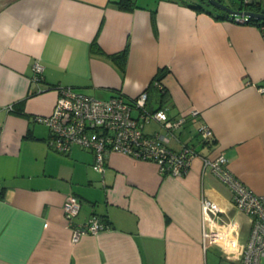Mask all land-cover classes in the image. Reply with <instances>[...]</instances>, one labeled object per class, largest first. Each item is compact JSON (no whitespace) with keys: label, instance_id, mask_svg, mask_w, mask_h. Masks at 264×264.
I'll list each match as a JSON object with an SVG mask.
<instances>
[{"label":"crops","instance_id":"0c3cea01","mask_svg":"<svg viewBox=\"0 0 264 264\" xmlns=\"http://www.w3.org/2000/svg\"><path fill=\"white\" fill-rule=\"evenodd\" d=\"M117 1L0 0V264H237L249 217L200 156L222 153L264 195V35L192 7L201 0H136L129 11ZM123 51L121 65L112 55ZM160 70L163 92L152 85ZM56 86L100 99L146 90L147 110L187 115L167 145L189 144L199 156L182 175H166L152 161L112 152L102 173L90 150L52 151L35 117L51 112ZM133 115L144 133L167 132ZM200 123L210 140L194 134ZM68 194L80 202L75 224L97 215L108 226L72 241ZM203 199L218 205L214 226L224 240L205 242Z\"/></svg>","mask_w":264,"mask_h":264},{"label":"built area","instance_id":"2783aa9c","mask_svg":"<svg viewBox=\"0 0 264 264\" xmlns=\"http://www.w3.org/2000/svg\"><path fill=\"white\" fill-rule=\"evenodd\" d=\"M256 1V0H255ZM252 0H239L241 10ZM249 17L232 16L231 20L244 23ZM264 35V25L260 26ZM42 65H35V79L40 78ZM152 85L162 89L161 81L153 79ZM57 97L49 114L37 115L35 120L44 123L49 130L48 147L55 152L65 153L72 146H78L93 153L92 168L104 172L105 160L112 152H121L130 156L156 163L166 175H182L192 160L199 156L195 148L183 144L178 150L167 145L172 130L181 128L187 115L169 117L164 109L147 110V91H142L133 99L126 100L120 93L100 99L73 90L68 86H56ZM264 91V86L259 88ZM138 112L142 119L157 121L167 132L149 135L143 132L142 124L133 115ZM198 114L192 109L191 116ZM197 134L203 141L210 140V128L200 123ZM2 129L0 127V137ZM203 169L213 172L229 188L233 206L249 217V231L242 246L237 264H264V195H258L243 184L228 168L227 159L219 153L215 156H200ZM80 202L73 194H68L62 209L66 224L71 228L72 241H77L88 233H96L106 228V224L97 216H90L84 223L75 224L74 216L78 213ZM202 214L205 242L224 240L225 230L214 225L221 220L218 205L208 199L202 200ZM214 226V227H213ZM226 244L234 245L231 240Z\"/></svg>","mask_w":264,"mask_h":264},{"label":"trees","instance_id":"16d2710c","mask_svg":"<svg viewBox=\"0 0 264 264\" xmlns=\"http://www.w3.org/2000/svg\"><path fill=\"white\" fill-rule=\"evenodd\" d=\"M201 1H202L203 5H195V6H192V7H195V8H198V9L199 8L200 9H205L208 13H212V14H213V12H212V10H213V11H215L214 12V16L216 18H218V19H231L232 18V16L227 14L225 11H222V10L210 5L207 0H201ZM221 1L223 2V0H221ZM116 3H117L118 8H120L122 10H127V11L132 10L133 8H135L137 6L136 0H118ZM230 7L233 8V9L242 8L241 5L230 6ZM261 7H262V5H261L259 0H256L255 2H251V3H249L248 5L245 6L246 9H250V10H253V11H260ZM244 23L253 24V25H256L257 27L260 28V26L264 25V19H256V18L249 17ZM94 44H95V41H94ZM94 47H95V45H94ZM95 50H97V51L100 50L97 45L95 47ZM124 52L125 51H123L119 55H117V54L112 55V57L114 59L117 58V57L119 58V62H120L121 65L123 63L121 58L123 57ZM161 75H162V71L160 70L158 75L155 76L153 79L161 80V77H162ZM159 91L163 92L164 88L162 87V89L159 90ZM149 111H151V110H149ZM105 224H106V226H108L107 223H105Z\"/></svg>","mask_w":264,"mask_h":264},{"label":"water","instance_id":"95a60500","mask_svg":"<svg viewBox=\"0 0 264 264\" xmlns=\"http://www.w3.org/2000/svg\"><path fill=\"white\" fill-rule=\"evenodd\" d=\"M208 3L222 11H225L231 16H247L256 19H264V6L261 7L260 11H253L250 9H233L230 6L226 5L221 0H207ZM255 2V0H252Z\"/></svg>","mask_w":264,"mask_h":264},{"label":"rangeland","instance_id":"374dc122","mask_svg":"<svg viewBox=\"0 0 264 264\" xmlns=\"http://www.w3.org/2000/svg\"><path fill=\"white\" fill-rule=\"evenodd\" d=\"M223 2L226 4V5H229V6H238L239 5V0H223ZM197 127V126H196ZM197 130L195 128V132L194 134L198 135L197 133ZM200 136V135H198ZM246 231H247V228L244 227L243 231H242V234H246Z\"/></svg>","mask_w":264,"mask_h":264}]
</instances>
